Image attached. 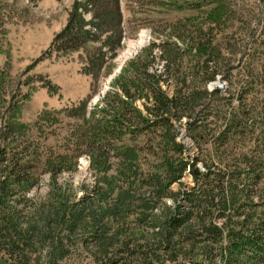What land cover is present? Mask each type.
<instances>
[{
    "label": "trees",
    "instance_id": "trees-1",
    "mask_svg": "<svg viewBox=\"0 0 264 264\" xmlns=\"http://www.w3.org/2000/svg\"><path fill=\"white\" fill-rule=\"evenodd\" d=\"M139 2L182 16L154 19L161 40L127 59L91 107L124 39L152 23L138 1H72L39 59L78 62L88 94L59 109L43 102L31 122L22 114L38 87L56 88L28 71L13 77L0 48V264H60L73 248L91 264H264V0ZM30 10L0 0V37ZM218 78L226 87L210 91ZM82 157L89 188L64 175Z\"/></svg>",
    "mask_w": 264,
    "mask_h": 264
},
{
    "label": "rangeland",
    "instance_id": "rangeland-1",
    "mask_svg": "<svg viewBox=\"0 0 264 264\" xmlns=\"http://www.w3.org/2000/svg\"><path fill=\"white\" fill-rule=\"evenodd\" d=\"M19 1L22 5L29 6L32 19H28L24 21V23L12 21L5 24L4 29H6L7 32H5L4 38L0 37V48L4 51H9L11 55V75L13 77H19L22 73L24 74V71H28L29 74L40 75L44 79H48L56 88V92L48 93L47 87H38L31 99V110L29 112H23L22 114V121L31 122L42 108L43 102H47L48 107L56 109L77 103L88 94L90 81L88 76L80 73V65L74 60L39 59L41 53L49 47L54 34L59 32L65 25L68 8L73 0H39L36 4H32L29 0ZM131 1H135V3L138 1L137 7L140 9L141 14H143L144 17L148 16L152 23L148 24V22L143 21L135 37H126L124 39L123 46L114 59L116 67L109 76L101 78L98 93L91 98L90 107L97 103V101L110 90L112 79L119 73L123 63L127 59L136 55V53L142 47L148 45L150 41L155 39L156 42H159L161 40L157 39L158 37L152 34V27H155L156 24V22L153 23L154 19V21H160L161 18H165L167 21L173 22L177 17L182 16V14H178L177 12H170L167 16H157V8H155L154 5L145 7V2L141 3L139 0ZM126 2H128V0H126ZM122 6L123 2L121 3V7ZM128 16L129 14L126 11L125 18ZM154 52L157 56L159 55L158 49H154ZM5 59V55L0 51V68L5 63ZM162 67L163 62L158 59L156 63L157 71H162ZM24 76L25 75H22L20 77L21 80ZM218 86L225 88V81L218 78L215 82H210L207 85L210 91ZM171 90L170 88V93ZM179 140L189 148L188 154L190 156H195V149L192 147V143L186 136L184 129L180 131ZM89 165L90 162L88 158L82 157L78 161V170L75 173L70 175L64 174L69 178L68 181L73 187H78L82 184L89 188L94 184V172L90 169ZM198 166L202 169L201 164ZM183 181L185 184L189 185L190 176H185ZM171 189L175 191L178 189V186L173 185ZM48 191L49 186L47 184V177L43 176L38 187L34 189L30 195L34 196L37 200H42V198H45ZM77 193L79 196L82 194L81 190H78ZM164 201L166 204L172 203L171 200L167 198H165ZM70 254L71 256L60 264L92 263L87 254L84 251H80L79 248H73Z\"/></svg>",
    "mask_w": 264,
    "mask_h": 264
},
{
    "label": "water",
    "instance_id": "water-1",
    "mask_svg": "<svg viewBox=\"0 0 264 264\" xmlns=\"http://www.w3.org/2000/svg\"><path fill=\"white\" fill-rule=\"evenodd\" d=\"M112 264H115V263H112Z\"/></svg>",
    "mask_w": 264,
    "mask_h": 264
}]
</instances>
